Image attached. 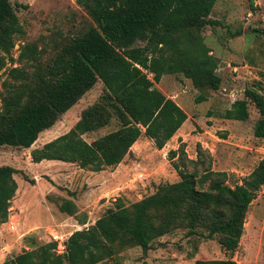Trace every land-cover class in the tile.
Segmentation results:
<instances>
[{
  "label": "trees",
  "instance_id": "16d2710c",
  "mask_svg": "<svg viewBox=\"0 0 264 264\" xmlns=\"http://www.w3.org/2000/svg\"><path fill=\"white\" fill-rule=\"evenodd\" d=\"M76 1L91 20L85 33L71 38L44 65L36 63L33 44L22 46L18 60L36 66L17 76L21 82L8 90L14 96L4 100L0 111V146L31 148L43 131L101 83L99 101L87 106L68 132L30 152L34 163L60 161L99 172L124 162L141 136L161 150L186 121V113L155 87L163 76L177 74L189 80L198 91L196 104L207 101L208 92L219 90L223 79L216 72L218 61L202 33L220 22L210 18L217 0ZM21 36L10 0H0V51L8 54L14 38ZM262 91L261 82L246 87L243 98L235 100L221 118L245 122L250 103L259 114L254 137L264 139ZM113 120L117 122L114 131L91 142L82 138ZM176 155L170 152L171 159ZM174 169L177 182L158 185L152 194L128 205L118 198L87 230L73 232L64 255H57L55 244L48 243L1 264H99L127 247H140L146 253L155 240L177 228L186 229L188 236L216 239L230 255L195 264H236L232 255L243 235L246 215L264 188V158L232 185L226 172L213 171L210 165L199 176L177 164ZM16 173L11 166H0V224L7 221L17 190ZM58 209L69 216L77 211L70 200Z\"/></svg>",
  "mask_w": 264,
  "mask_h": 264
},
{
  "label": "rangeland",
  "instance_id": "374dc122",
  "mask_svg": "<svg viewBox=\"0 0 264 264\" xmlns=\"http://www.w3.org/2000/svg\"><path fill=\"white\" fill-rule=\"evenodd\" d=\"M10 4L22 28V36L14 38V47L8 54L0 51V111L4 100L14 96L12 90L8 91L10 86L21 82L22 78L16 77L32 72L36 66L31 61L18 60L23 45L33 44L38 52L36 63L44 65L66 42L85 33L91 26L90 18L76 0H10ZM210 18L219 21L220 26L205 28L202 36L211 50L210 54L218 61L216 72L223 79L219 90L208 92L207 101L196 104L194 99L198 91L182 75H165L155 84L189 116L187 127L190 129L186 130V136L179 135V139L169 142L161 150L156 149L151 140L142 138L130 149L132 154H127L120 166L105 169L108 174L104 172V175L108 177L104 183L90 180L93 183L89 186L87 179L92 171L79 169L75 164L35 165L30 157L31 151L0 146V166L8 165L17 170L14 178L19 196L32 200L15 209L11 208V202V214L20 218L18 233L11 231L7 224H0V248L5 243L12 245L11 257H14L50 243L47 232L52 229L45 230L40 225L48 223L50 212L53 218H67L68 224L86 223L79 230H87L105 208L113 206L115 199L124 197V203L128 205L152 194L158 185L177 182L179 177L174 164L187 172H197L198 176L210 165L213 171L226 172L232 185L246 177L264 158V139L254 137L253 133L259 119L253 105L249 103V119L245 122L221 118L235 100L243 98L244 89L254 82L262 83L264 95V0H217ZM238 32L240 35H236ZM235 67L236 71H233ZM12 68L22 72L12 74ZM101 90V83H97L85 93L52 128L38 136L35 148L68 132L79 120L81 112L99 101ZM116 125L113 120L103 130L82 138L91 142L115 130ZM183 139L185 143L181 142ZM172 151L177 152L173 159L170 158ZM63 173L67 175L65 179H62ZM25 179L33 180L34 184ZM35 180L39 182L36 184ZM101 185L105 191L99 189ZM89 187L96 193L93 197L87 192ZM73 194L79 213L76 211L74 217L69 218L67 214L58 213V207ZM89 211L92 214L87 215ZM83 214L85 219H81ZM27 222L31 226L22 229ZM50 224L57 232L63 230L59 226L61 221L56 218ZM64 230L73 231L75 227ZM229 257L216 239L188 236L186 229L177 228L155 240L152 249L146 253L140 247H127L99 264H195L197 260H224ZM6 259L1 258L0 264ZM232 260L236 264H264V188L249 207L243 235Z\"/></svg>",
  "mask_w": 264,
  "mask_h": 264
},
{
  "label": "crops",
  "instance_id": "0c3cea01",
  "mask_svg": "<svg viewBox=\"0 0 264 264\" xmlns=\"http://www.w3.org/2000/svg\"><path fill=\"white\" fill-rule=\"evenodd\" d=\"M233 71H236V67L235 68H233L232 69ZM177 104V103H176ZM178 105V104H177ZM179 106V105H178ZM180 107V106H179ZM181 108V107H180ZM187 115V114H186ZM230 121V120H229ZM188 122H189V116L187 115V119H186V121L183 123V125L179 128V130L175 133V135L170 139V141H168L166 144H168L169 142H172V141H174V139H179V137L182 135H185L186 134V130H188V129H190L189 127H187V125H188ZM107 127V126H106ZM105 128V127H104ZM104 128H102V129H100V130H103ZM186 128V129H185ZM114 131V130H113ZM112 132V131H111ZM178 133V134H177ZM107 134V133H106ZM105 135V134H104ZM180 135V136H179ZM178 136V137H177ZM186 136V135H185ZM142 138H145V137H143V136H141L140 138H139V140L136 142V143H134L133 144V146L132 147H134L138 142H140L141 140H142ZM183 138H185L186 139V137H183ZM145 139H147V138H145ZM185 141L186 140H182L181 142L182 143H185ZM43 144H41V146L40 147H42V145H44L45 143L44 142H42ZM47 143V142H46ZM35 143L31 146V148H29V149H27V151H32V150H34V149H37V148H35ZM39 147V148H40ZM131 147V148H132ZM164 148V147H163ZM44 163H57V164H60V165H67V164H71V163H64V162H60V161H57V162H51V161H46V160H43V161H41L40 163H35V165L37 164V165H42V164H44ZM123 163V162H122ZM121 165V163L119 164V165H117L116 167H118V166H120ZM79 168V167H78ZM80 169V168H79ZM82 170H84V169H82ZM104 172H105V174H108V173H106L107 171L106 170H102V171H99V172H90L91 174L89 175V177H88V181H87V185L89 186V184L90 183H93L92 181H90V180H93V181H99V184H101V183H104L106 180H107V177H106V175H104ZM63 178L62 179H65V177H67V175H66V173H63ZM16 181V180H15ZM39 181L38 180H35V183L37 184ZM17 183V182H16ZM157 187V186H156ZM90 188V187H89ZM101 188H103V190L105 191V187H103L102 185L99 187V189H101ZM156 189V188H155ZM87 192H88V194H89V196L90 197H93L94 195H96V193H94V190H93V188H90V189H88L87 190ZM154 192V191H153ZM20 194L18 193V184H17V190H16V193H15V196H14V198L16 199V200H12V203H13V206L11 207L12 209H15V207H21V206H24L25 204H27L28 202H30L31 203V201L32 200H28V198L27 197H24L23 196V198L22 197H20L19 196ZM48 197V196H47ZM70 197V196H69ZM118 199V198H117ZM120 199H122L123 201L125 200L124 199V197L123 198H120ZM68 200H70V201H72L73 203H74V205L76 206V209L78 210L79 208H78V206H77V204H76V200L74 199V194L71 196V199H68ZM116 200V199H115ZM114 200V201H115ZM125 202V201H124ZM88 206V205H87ZM57 208V207H56ZM105 209H107V208H105ZM59 210V209H58ZM104 211V210H103ZM58 213H62V212H58ZM77 213H79V211H77ZM86 213V212H85ZM52 213L50 212V215L48 216V223H46L45 225H43L42 223L40 224L42 227H44L45 228V230H48V229H54V228H52L51 227V224H50V222L51 221H55V218H56V220H59V221H61V223L62 224H60L59 226H61L62 228H63V230L62 231H60V233H69V234H72L73 232H75V231H81V230H79V229H82L80 226H85V224L86 223H83V222H80L79 223V221H78V223L77 224H72L71 223V220L69 221V223H71V224H68L67 222H68V219L67 218H65V217H63V216H61V217H59V219L57 218V217H55V218H53V215H51ZM65 214V213H64ZM88 214H92V212H87V215ZM84 215L85 214H83V216H82V218L81 219H85L84 218ZM14 217H16V223H15V230H14V232L15 233H18L17 231H18V223L20 222V218L18 217V215L16 216V215H14ZM67 217H69V218H72V217H74L73 215L72 216H67ZM75 219V218H74ZM98 219V218H97ZM83 221V220H82ZM35 222V221H34ZM39 221H36V223H38ZM5 224V223H4ZM34 224V223H33ZM93 224H94V222H93ZM92 223H91V225H93ZM6 225V224H5ZM29 226H31V223H29V222H27V223H25L24 224V226H23V228L22 229H24L25 227L27 228V227H29ZM58 226V227H59ZM68 227H75V230H73V231H68L67 232V230H64V229H67ZM56 229V228H55ZM54 229V230H55ZM59 232V231H58ZM20 235H22V234H20ZM23 236V235H22ZM20 238V237H19ZM10 248L11 249H14L13 247H12V245H9V244H4V246L3 247H1L0 248V259L1 258H4V259H6V258H8L9 256L11 257L12 256V253L13 252H11L10 251Z\"/></svg>",
  "mask_w": 264,
  "mask_h": 264
},
{
  "label": "built area",
  "instance_id": "2783aa9c",
  "mask_svg": "<svg viewBox=\"0 0 264 264\" xmlns=\"http://www.w3.org/2000/svg\"><path fill=\"white\" fill-rule=\"evenodd\" d=\"M16 217L11 214V209H8V218L5 224L8 225L9 229L11 231H14L15 229V223H16ZM53 230V229H52ZM50 230L47 233V237L49 239L50 243L55 244L54 252L57 255H64L66 253V245H67V240L68 237L71 235L69 233H60L55 230Z\"/></svg>",
  "mask_w": 264,
  "mask_h": 264
},
{
  "label": "water",
  "instance_id": "95a60500",
  "mask_svg": "<svg viewBox=\"0 0 264 264\" xmlns=\"http://www.w3.org/2000/svg\"><path fill=\"white\" fill-rule=\"evenodd\" d=\"M128 154H129V155H131V154H132V151H131V150H129Z\"/></svg>",
  "mask_w": 264,
  "mask_h": 264
}]
</instances>
